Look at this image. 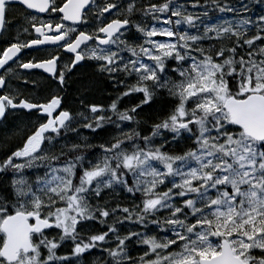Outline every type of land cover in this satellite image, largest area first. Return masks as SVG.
I'll return each instance as SVG.
<instances>
[{
  "label": "snow or ice",
  "instance_id": "snow-or-ice-1",
  "mask_svg": "<svg viewBox=\"0 0 264 264\" xmlns=\"http://www.w3.org/2000/svg\"><path fill=\"white\" fill-rule=\"evenodd\" d=\"M17 5L24 23L0 48V120L27 110L37 122L0 159V174L11 176L0 195V264H77L96 248L105 264H264V14L248 15L264 0H211L233 17L214 23L200 0L191 7L201 13L179 0H0V33ZM41 46L53 51L24 60ZM89 62L124 90L107 107L76 113L60 93ZM17 69L42 70L56 91L23 96L11 87ZM134 94L140 103L121 111ZM157 95L169 110L143 134L136 117ZM106 125L118 134L94 159L82 154L86 137L60 144ZM181 140L192 142L182 154L164 150ZM117 189L131 206L101 203ZM93 221L107 230L82 235ZM125 221L143 231L120 235ZM69 241L70 254L57 255ZM133 242L143 255L132 256Z\"/></svg>",
  "mask_w": 264,
  "mask_h": 264
},
{
  "label": "flooded vegetation",
  "instance_id": "flooded-vegetation-1",
  "mask_svg": "<svg viewBox=\"0 0 264 264\" xmlns=\"http://www.w3.org/2000/svg\"><path fill=\"white\" fill-rule=\"evenodd\" d=\"M202 0H200L201 2ZM137 4L144 5V0H136ZM181 3H186L188 6H190L193 3V0H179ZM23 10L22 8L17 5L14 8L9 10V24L10 27L7 28L6 31L3 33H0V48L7 46V42L9 40H12L17 34L19 29L21 28V25L24 23L23 20ZM41 18H46V14H39ZM139 15V14H137ZM133 31H135L133 29ZM47 49L46 51L44 49ZM53 51V46H41V50L37 51L35 49L33 50H25L24 60L27 61L28 59H31L33 57H42L49 55ZM67 57H64L63 62H67ZM13 68L15 69L16 66L13 65ZM17 71L20 74L19 79L13 78L11 81V87L14 90H18L19 93L23 94V96H26L30 99H43L48 95L49 91H56V84L46 79L45 77L47 74H41L42 70H35V74L31 76H27L24 74V70L17 69ZM3 70L0 69V73H2ZM87 72H91L93 74L99 75H105V73H100L98 71V68L95 66L94 62H89L84 64L82 67H79L75 69V71L70 75V78L68 79L67 86L64 88V90L60 93L61 96H63L65 105L73 110L76 113H79L81 111H85V106L89 103L83 100L75 99L72 97V91L73 86L76 82L83 79L85 76L84 74ZM25 80L28 81V85L25 87ZM37 122V115L36 114H29L27 110H15L10 111L7 115L6 120H0V138L5 136L4 134L9 132L11 129H15L14 133L11 136V139L8 140L7 138V144L0 149V156H2L0 159H3L5 157V153H8L9 150H14V148L20 144L22 138L25 136V134H28L31 132L33 126ZM27 126L22 129L23 125ZM21 130L20 132H18ZM85 129H80V135L76 136L74 133H68L67 137L60 141V144L63 142H70L69 145H71V142L75 140V143L83 144L84 141H80L82 138V133ZM17 134V136H15ZM14 135V136H13ZM9 175H3L0 174V186L2 184V180H4L5 177Z\"/></svg>",
  "mask_w": 264,
  "mask_h": 264
},
{
  "label": "trees",
  "instance_id": "trees-1",
  "mask_svg": "<svg viewBox=\"0 0 264 264\" xmlns=\"http://www.w3.org/2000/svg\"><path fill=\"white\" fill-rule=\"evenodd\" d=\"M231 2V0H230ZM248 3L252 4L253 0H247ZM206 4V3H205ZM208 5V11H209V17L210 23H214V20H220L215 18V13L211 11H216L213 9V6L211 5V1ZM203 11L202 8L196 11H190V12H196V13H201ZM264 14V5H254L248 15L252 16L253 19H255L257 16ZM232 19V15L225 13L223 16V19ZM254 32V30H253ZM250 35L253 33H249ZM205 47L208 46L206 43L204 45ZM85 76L83 77L82 80L78 81L75 83L73 86V91H72V97L75 99H80L83 101H86L88 103H98L102 104L105 107L111 104L113 100L116 99V97L119 95L121 91H123V87L121 86L119 89L114 85L113 80L112 83H109V78L99 75L96 76L95 74L91 72H87L84 74ZM134 82V81H133ZM140 103V98L139 94H134L131 97H125L123 100L120 102L119 107L121 111H123L125 108H130L133 107L134 105ZM169 105L167 103V97L166 96H160L157 95L155 102L152 103V106L150 108L145 107L143 111L140 112L139 116L136 117L138 121H140V125L143 127H148L151 126L154 122L158 121L161 119L166 111L169 110ZM15 129H11L9 132L5 133L3 137L0 138V141L6 140V138H11L12 134L15 132ZM126 130V129H125ZM115 131H113L114 133ZM98 139V142L92 143L89 145L90 147L85 148L83 150V154L86 155H92L96 150L98 149V145L100 144L99 142H104L106 140H109L113 135L106 136L103 140H101V137L99 136V133L96 134ZM93 137V136H92ZM171 138V136H169ZM83 141V140H82ZM7 140L4 142H1L0 144H6ZM191 141H185L181 140L179 143H168L166 144V147H164L165 151H169L171 154H182L184 151L187 150L189 146H191ZM1 195V192H0ZM107 202L108 204L115 206V204L119 203L124 206H131L132 205V199L128 194L120 192L119 189H117L115 192H108L104 196V200L101 201V203ZM136 203H139V200L136 201ZM110 222V220H109ZM119 226V225H118ZM102 230H107V225H103L100 223H97L95 221L91 222L88 224V226L83 230L82 235H87V234H95L99 231ZM121 233V232H120ZM134 243V242H133ZM71 251V242L69 241L65 246L62 247V249L66 248ZM62 250H58L57 254H61ZM93 253V254H92ZM100 253H97V250L92 251L90 254L87 253L85 254L86 256H89V259L91 257L95 258L99 255ZM84 260V261H83ZM81 262H85V258ZM93 260V259H92Z\"/></svg>",
  "mask_w": 264,
  "mask_h": 264
},
{
  "label": "rangeland",
  "instance_id": "rangeland-1",
  "mask_svg": "<svg viewBox=\"0 0 264 264\" xmlns=\"http://www.w3.org/2000/svg\"><path fill=\"white\" fill-rule=\"evenodd\" d=\"M232 2V4L234 5V6H239L238 5V0H231ZM208 2H209V0H202L201 1V3L202 4H208ZM214 9V8H213ZM188 10H190V9H188ZM211 12H213V13H215V18H217V19H220V20H222L223 19V16H224V14L225 13H219L218 11H211ZM220 20H214L215 22H218V21H220ZM230 20H231V18H230ZM159 39H167V38H165V37H160ZM139 104V103H138ZM27 126V124L25 125H23L22 126V129L23 128H25ZM133 127H135V124H133ZM150 128H151V126H149V128L148 127H143L142 125H140V129H142L143 130V134H148L149 133V131H150ZM140 129H138V130H140ZM128 129H126L125 131H127ZM21 130H19L18 132H20ZM113 131H115V129H114V127L113 126H106V130H98V133H99V136L101 137V140H103L104 138H106V136H111V135H114V134H118V133H116V131L113 133ZM90 132V131H89ZM14 136V135H13ZM15 136H17V134H15ZM93 136V137H92ZM169 136H171V134H168V139L169 140H171V138H169ZM87 138V142H89L90 144H92V143H95V142H98V139L99 138H97V136H96V134L95 135H93L91 132H90V135L88 136V137H86ZM11 138H9L8 140H10ZM109 139H111V138H109ZM6 140H7V138H6ZM6 140H4V141H0V143L1 142H4L5 143V141ZM162 141H159L158 140V143H161ZM69 142H63L61 145H67L68 147H71V145H69L68 144ZM88 143V144H89ZM99 143H103V142H99ZM7 144V143H6ZM6 144H0V149L1 148H3ZM165 147H166V144H165ZM85 149V148H84ZM83 149V150H84ZM55 151H59V145L57 146V148L55 149ZM0 153H2V152H0ZM100 155V152H99V150H96L92 155H85L88 159H94L95 157H98ZM2 156H0V158H1ZM29 176H31V173H29ZM10 181H11V176L9 175V176H7V177H5L4 178V180H2V184H1V186H0V192H1V195L2 194H4V192H5V190H7L8 189V186H9V184H10ZM166 190V189H165ZM163 215H167V213L165 212V213H163ZM113 221L110 219V222H109V224H111ZM118 228H119V231L121 232L120 233V235H126L127 234V232L128 231H143V228L141 227V226H138V225H135V224H133L132 222H129V221H125L124 222V224H123V226L122 227H120V226H118ZM159 232V230H157V229H154L153 228V231L150 233V234H152V235H155V234H157ZM160 235H163V233H159ZM115 240V238L113 237V241ZM115 246V244L113 243V247ZM141 245H139V244H136L135 242L134 243H132L131 245H129V247L131 248V249H133V248H138V247H140ZM60 250H62V252H61V254H57V255H69L70 254V251L67 249V247L66 248H64V249H62V248H60ZM94 250H98L97 248L96 249H92L91 251H94ZM98 253H100L97 257H100V259L99 258H97V257H95V258H93V257H91L89 260H91V259H93V261L91 262V264H95L96 262L98 263V264H105V261L107 260V254L105 253V252H102V250L100 249V252H98ZM85 254H87V253H85ZM85 254H84V256L77 262V264H84V263H82L81 261L85 258L86 259V261L88 262L89 260H87V258L89 257V256H87V257H85ZM141 254H142V252H134V254L132 255L133 257H139V256H141ZM84 261V260H83Z\"/></svg>",
  "mask_w": 264,
  "mask_h": 264
}]
</instances>
